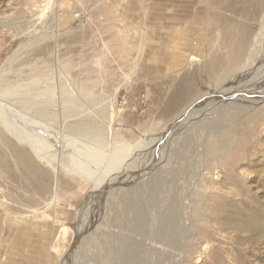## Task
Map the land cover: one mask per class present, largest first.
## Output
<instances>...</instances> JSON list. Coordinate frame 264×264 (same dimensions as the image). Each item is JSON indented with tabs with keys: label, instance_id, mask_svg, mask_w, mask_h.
Segmentation results:
<instances>
[{
	"label": "rangeland",
	"instance_id": "1",
	"mask_svg": "<svg viewBox=\"0 0 264 264\" xmlns=\"http://www.w3.org/2000/svg\"><path fill=\"white\" fill-rule=\"evenodd\" d=\"M262 6L251 17L250 0H0V66L13 57L7 78L18 66L49 65L53 82L74 79L96 98L82 112L89 119L81 120L103 129L96 177L110 157L140 159L133 154L145 140L139 172L107 186L64 173L42 156L29 181L13 160L1 165L0 264H264V93L251 108L225 113L222 125L215 119L211 134L197 129L190 143V129L172 137L167 131L198 100L213 98L221 67L213 62L227 60L241 34L262 50ZM247 49L239 66L249 61ZM190 76L187 97L178 88ZM1 96L8 121L24 118ZM72 122H48L30 133L47 142L56 164H90V142ZM155 153L153 168L161 171L154 185L161 190L128 191L131 175L134 183L147 182ZM126 204L143 208V217ZM169 209L166 225L160 218ZM186 247L193 250L184 253Z\"/></svg>",
	"mask_w": 264,
	"mask_h": 264
},
{
	"label": "bare ground",
	"instance_id": "2",
	"mask_svg": "<svg viewBox=\"0 0 264 264\" xmlns=\"http://www.w3.org/2000/svg\"><path fill=\"white\" fill-rule=\"evenodd\" d=\"M250 1L251 3H253V7L250 11L251 17H253L257 12H259L261 7H263L262 4L264 0H250ZM259 42H261L260 43L261 47H263L260 52L258 50L260 48L256 44L248 45L249 43L248 34L246 35L241 34L238 44H235V45L233 44V46H231V48L229 49L230 57L227 60L223 61L222 63L213 62L214 64H221V67L219 68L217 72L218 73V80H217L218 83L216 82L217 84H219V86L216 87L215 91L213 90L215 92V95L214 94L211 95L210 97H213L211 99L208 98L206 100L207 98L206 97L203 100H198L196 103L190 106L186 111H184L181 117L176 118L174 123H172L169 127L170 131L167 130L168 133H173L171 137L174 136L175 133L180 132L182 129L187 128L190 130L188 131V133H186V142L190 143V141L192 142L193 138L195 137L194 135L197 136L199 134V133H196L197 129L203 130V128H205V130L203 131H207L209 134H211L212 131H216V128H218V125L215 122L216 121L215 119L221 120L220 124L222 125L224 123L223 119L226 118L227 114H232L237 111L243 112L244 110H247L252 107V104L254 103L256 98L259 95L261 96L264 93V43L262 41H259ZM246 46H248L247 56H248L249 61L245 66L242 67V66H239L240 61H238V58L242 54L243 49ZM12 58L13 57L11 58L9 57L0 66V95L4 97L5 101L8 100L12 103V105H15L16 106L15 110L19 111V113L23 115L24 118H22L20 115L15 114L14 116L15 121L13 120L8 121V119H6L8 115L4 117L5 115L0 110V166L1 165L7 166L9 163V160L10 159L13 160L12 162L13 165H15L17 169H21L19 170V172L24 173V176L29 181L32 178L31 176L34 175L35 169L40 167L39 164L37 163V157L42 156V158L48 160L53 166L56 165L60 167L64 171V173H69L73 176L77 175V176L85 177L87 180L92 182L93 185L95 184L98 186H100L101 184L104 185L103 182L105 181H106L105 185L106 184L110 185L111 183L115 182V180L112 181L114 178L115 179L117 178L116 180L125 179L124 177H126L127 175H130L129 173H126V172L130 171L131 169L136 170L135 171L136 173L139 172L138 168H141L140 167L141 165L139 166L137 164L135 166V164L136 162L139 163L141 159L142 155L138 151H139V148H141L144 145L145 140H143V143H141V145L138 146V150L133 154L135 157L137 154H140L139 155L140 159L138 157L137 159H135V161L133 159L134 162L130 160V163L126 164L125 161L129 157L127 153H124V157L122 158L110 157L109 161L107 162V166L103 168L99 167L101 168L100 170H103V171L99 177H96L95 176V173H96V170H95L96 163L95 162L101 160L100 158L102 156L100 147H101V144L104 142V134L102 132L103 129L102 127H98L97 125H95L94 121L93 122L90 121L86 124L85 122L81 121L82 119L83 120L89 119L90 116L87 115L86 117H84L82 112L83 110H85L84 108L85 106L88 107L92 101L94 102V99H96L94 95L90 91L84 88H81L79 86L80 83H78V81H75L74 79L69 80V81L66 80L65 82L63 81L61 77H57L56 78L57 81L56 82L54 81L55 82L54 83L53 82L54 77H52L53 73H51L52 69L50 68L51 66L49 65H44L42 66V69L41 67L39 69L38 67L34 65L24 64L28 66L26 70H24V68H22L21 66H20L21 68H19L18 66L17 70L10 71L13 75H12V78L9 79L10 77L7 78V74H6V71L4 70V67L6 64H8L7 66H9V64L11 65L12 60H13ZM214 79L212 80L216 81ZM193 80H194V77L190 76L189 78H187L185 81V84L181 85L178 88V92L186 93L185 95L187 97H190L192 95L191 88H193V86L191 85L194 84ZM231 99H232L231 101L232 103L231 102L229 103L228 101H230ZM5 101H4V104H5ZM2 106H4L3 103H2ZM12 107L11 108L8 107L9 110L12 109ZM226 107L228 108L225 110ZM18 120H20V122H18ZM66 120L75 122V123L72 122L73 124H75L74 127L72 128L74 133L77 132L89 140L90 144H87V149H88V152L90 153L88 154L93 160L92 163L84 164L81 160H77L76 165H74V163H69L68 165L67 163L66 164L64 163L56 164L54 159L52 160L50 153L48 152L47 142L45 140L40 139L38 134L34 132L32 134L30 133L31 131H38L39 133L40 130L44 129L43 124L47 125L48 122L56 121L58 123H61V126H62L64 124L63 122ZM208 120H210L211 123H208ZM21 122L24 123V124L22 123L23 126L20 124ZM82 122L84 124H82ZM3 130L6 132V136L4 135L5 132H3ZM200 135L204 137L205 133L204 132L200 133ZM223 139L224 137L222 135H221V138H218L219 141H222ZM196 141L197 140L195 138L194 143L198 145L199 141L197 142ZM162 143L164 142H161V146H158L157 151L158 150L162 151V148L165 145V144L162 145ZM123 146H124L123 144L115 145V147H117L116 149H119V148L123 149ZM150 147L152 149V146ZM4 149L8 151L9 155L6 154L7 151H4ZM152 157L153 158L151 159L150 165L153 171L151 170L152 172H149V177L147 179V182L142 183L141 185L139 183H134L138 181L136 180L137 175L135 174L131 175L128 177L129 180L127 182L129 184H127L128 186H126L128 188L127 189L128 191L143 187V188H148L152 193H155V191L161 188L162 184L160 183L157 186L154 185V181L160 175L161 169L159 167H157L156 169L153 168V166L157 164L156 153ZM72 167L76 168V172L72 170ZM114 173L115 174L119 173V174L113 175ZM14 177L16 178L17 176H14ZM140 180L142 179L140 178ZM122 181H118V182L122 183ZM25 183H27V181H25ZM119 188H122V187H119ZM109 191L112 192V189H107V192L105 191V193L107 194ZM126 198H129V197L127 196ZM151 200H154V198H151ZM158 205L160 204L158 203ZM145 208L147 209V207ZM125 209L126 210L128 209V211L134 212V217L136 215H138L139 217H143V213H142L144 211V210L142 211L143 208L141 207L136 208V204L133 206V208L131 204L130 205L126 204ZM164 210L162 211V213L159 212L161 213L160 221L164 222L167 225L172 222L173 213H171L172 212L171 209H169V211H166V212ZM144 220H143V224H144ZM176 224H178V222H176ZM144 228H145V225L143 226V229ZM172 230H171V234H172ZM129 233L131 232L129 231ZM157 235L159 236V234ZM129 243L130 242L126 244L125 242L126 246H130ZM150 244L152 243L150 242ZM165 247L166 246H164V248ZM166 249L167 247L165 248V250L164 249L163 250L166 252ZM191 250L193 249L186 247L183 250V252L185 251L187 253ZM119 251L120 253H122L121 250ZM170 253L171 252H169V255Z\"/></svg>",
	"mask_w": 264,
	"mask_h": 264
}]
</instances>
